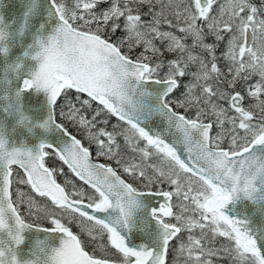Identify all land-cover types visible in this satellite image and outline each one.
Listing matches in <instances>:
<instances>
[{"label":"snow or ice","instance_id":"6c2138e0","mask_svg":"<svg viewBox=\"0 0 264 264\" xmlns=\"http://www.w3.org/2000/svg\"><path fill=\"white\" fill-rule=\"evenodd\" d=\"M20 2L0 264H264V0Z\"/></svg>","mask_w":264,"mask_h":264},{"label":"water","instance_id":"95a60500","mask_svg":"<svg viewBox=\"0 0 264 264\" xmlns=\"http://www.w3.org/2000/svg\"><path fill=\"white\" fill-rule=\"evenodd\" d=\"M20 0H0V10L3 11L5 19L8 22H11L13 19L19 21L20 13ZM23 138V134H19L17 139ZM66 167V166H65ZM162 202V201H161ZM238 210L243 213V206L238 205ZM258 223H254V227H259Z\"/></svg>","mask_w":264,"mask_h":264},{"label":"rangeland","instance_id":"374dc122","mask_svg":"<svg viewBox=\"0 0 264 264\" xmlns=\"http://www.w3.org/2000/svg\"><path fill=\"white\" fill-rule=\"evenodd\" d=\"M95 151V149L93 148V152ZM66 178H71V177H68V175L66 174V176L65 177H61L60 179H61V181H63L64 179H66Z\"/></svg>","mask_w":264,"mask_h":264},{"label":"trees","instance_id":"16d2710c","mask_svg":"<svg viewBox=\"0 0 264 264\" xmlns=\"http://www.w3.org/2000/svg\"><path fill=\"white\" fill-rule=\"evenodd\" d=\"M65 173L68 175V177L72 178V175L68 173L67 169L65 168ZM61 181V180H60Z\"/></svg>","mask_w":264,"mask_h":264},{"label":"flooded vegetation","instance_id":"af4514ba","mask_svg":"<svg viewBox=\"0 0 264 264\" xmlns=\"http://www.w3.org/2000/svg\"><path fill=\"white\" fill-rule=\"evenodd\" d=\"M94 159H95V157H94ZM66 168V167H65ZM67 169V168H66ZM68 171V170H67ZM69 174H71L70 172H68ZM61 180V179H60ZM62 182V181H61ZM77 183H79V181L77 180Z\"/></svg>","mask_w":264,"mask_h":264}]
</instances>
